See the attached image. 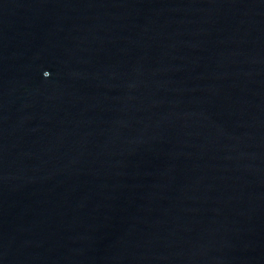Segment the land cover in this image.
<instances>
[{
    "label": "water",
    "instance_id": "water-1",
    "mask_svg": "<svg viewBox=\"0 0 264 264\" xmlns=\"http://www.w3.org/2000/svg\"><path fill=\"white\" fill-rule=\"evenodd\" d=\"M0 264H264V0H0Z\"/></svg>",
    "mask_w": 264,
    "mask_h": 264
}]
</instances>
